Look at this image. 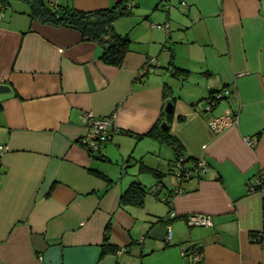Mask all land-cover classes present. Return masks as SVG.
<instances>
[{
  "label": "crops",
  "instance_id": "1",
  "mask_svg": "<svg viewBox=\"0 0 264 264\" xmlns=\"http://www.w3.org/2000/svg\"><path fill=\"white\" fill-rule=\"evenodd\" d=\"M123 1L128 13L113 25L131 42L113 65L80 30L0 0V83L11 88L0 94V264H264V243L251 237L264 226L252 184L264 176V0ZM151 57L158 66L139 76ZM228 108L238 123L216 133L210 122ZM85 114L113 116L99 148L83 141ZM163 121L186 156L206 161L203 178L172 174L174 149L148 134ZM133 182L149 191L142 206L120 203ZM195 214L212 224H188ZM106 229L117 249L101 257Z\"/></svg>",
  "mask_w": 264,
  "mask_h": 264
},
{
  "label": "trees",
  "instance_id": "2",
  "mask_svg": "<svg viewBox=\"0 0 264 264\" xmlns=\"http://www.w3.org/2000/svg\"><path fill=\"white\" fill-rule=\"evenodd\" d=\"M23 1H25L29 5L30 13L33 18L56 26H67L80 30L84 39L95 40L102 45V59L105 62L113 65L122 64L124 57L129 50L131 40L128 35L119 34L115 30L113 23L117 19V17L128 13V9L126 8V6H122V4L124 3L123 0L118 2V4L110 6L108 8L92 11L75 9L68 3V0H62L64 3H61V0H55V2H52V0ZM174 71L175 74L178 75V77H186L188 75L186 73H189V71L185 69H175ZM217 91L220 90L211 92L208 99H210L211 96ZM168 116H173V113H168ZM168 124L169 126L167 128L156 126L151 131H149L148 134L157 138L160 142L171 146L174 149L175 157L173 159L172 174L174 175L176 172H178V168L176 167L177 161L180 160L181 157H183V167L180 171V184L184 180L192 178H203L205 176V173L203 175L200 174L198 161H193L192 157L186 156L178 138L172 133L169 122ZM149 171H152L154 175H156L159 179L162 176V174L155 169H149ZM187 172H190L189 176L187 175ZM96 173L101 177L107 178L104 173L98 170H96ZM259 179L262 182V185L256 186L255 188H259V190H261L262 188H264V176H259ZM182 191L183 189L181 186H179L175 190L176 193ZM148 192L149 191L146 190V188L141 183L133 182L126 190V192L121 196L120 203L122 205L142 206L145 202V198ZM171 195L172 191L170 192V196ZM164 201L171 208V198L167 197ZM171 211L172 209H170L169 212ZM107 229H109V226L107 227ZM107 229L105 233V242L103 243L101 257H104L111 252H115L117 249L116 246L110 244V235ZM258 234L259 233L252 232V240L263 242L264 236L261 235L259 240ZM262 234H264V227ZM189 250L191 249L189 248L188 250H186V253H188ZM191 252H194V249H192Z\"/></svg>",
  "mask_w": 264,
  "mask_h": 264
},
{
  "label": "built area",
  "instance_id": "3",
  "mask_svg": "<svg viewBox=\"0 0 264 264\" xmlns=\"http://www.w3.org/2000/svg\"><path fill=\"white\" fill-rule=\"evenodd\" d=\"M52 2H55V0H52ZM158 66V60L155 57H151L148 59L146 64L141 68L138 75L139 76H145L151 72H153L156 67ZM230 94L229 89H222L220 91L215 92L210 99H208V103L206 106V110L210 111L213 109L218 102H220L224 97L228 96ZM84 120L87 122L88 125V132L86 136L84 137L83 141L84 143L89 146L92 149L99 148L102 143H105L111 138L110 130L108 129L109 126L114 125V119L113 116L109 117H95L91 114H85ZM238 123V115L236 112H234L232 109L223 110L221 113L215 115L213 119L210 122V127L213 131L216 133H221L227 128L235 125ZM249 143H255V140L247 139ZM3 150V145L0 144V152ZM182 160H184L183 157L180 158V160L177 161L176 167L178 168V172L174 174V176L180 181V171L182 169ZM198 167L200 174L206 173L208 166L205 160H199L198 161ZM187 175H190V172H187ZM253 186H260L262 185V182L259 178H257L256 182L254 181ZM180 190V189H178ZM261 192L264 196V188L261 189ZM175 214H171V216H174ZM188 224L190 225H210L212 224V220L209 216L202 215V214H195L190 215L188 217ZM264 227V226H263ZM166 240L170 241L172 238L173 231L170 227V225H167L166 228ZM263 230L259 232L258 239L261 237ZM260 240V239H259ZM261 242V241H259ZM264 243V241L262 242ZM183 254H186L185 250H183ZM194 257L195 259H199L201 254L198 250L194 251Z\"/></svg>",
  "mask_w": 264,
  "mask_h": 264
},
{
  "label": "water",
  "instance_id": "4",
  "mask_svg": "<svg viewBox=\"0 0 264 264\" xmlns=\"http://www.w3.org/2000/svg\"><path fill=\"white\" fill-rule=\"evenodd\" d=\"M11 88L8 84L6 83H0V94L1 93H5V92H8L10 91ZM173 111V103L172 102H168L167 106H166V112H169L171 113ZM169 126V124L166 122V121H163L161 124H160V127L161 128H167ZM98 158V156H96Z\"/></svg>",
  "mask_w": 264,
  "mask_h": 264
},
{
  "label": "rangeland",
  "instance_id": "5",
  "mask_svg": "<svg viewBox=\"0 0 264 264\" xmlns=\"http://www.w3.org/2000/svg\"><path fill=\"white\" fill-rule=\"evenodd\" d=\"M61 3H64V2L61 0Z\"/></svg>",
  "mask_w": 264,
  "mask_h": 264
}]
</instances>
